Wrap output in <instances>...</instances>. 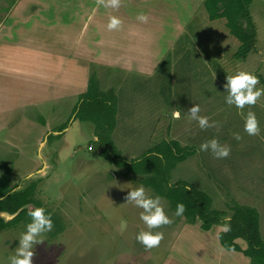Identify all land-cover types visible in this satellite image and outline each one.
I'll return each instance as SVG.
<instances>
[{
  "label": "rangeland",
  "instance_id": "rangeland-1",
  "mask_svg": "<svg viewBox=\"0 0 264 264\" xmlns=\"http://www.w3.org/2000/svg\"><path fill=\"white\" fill-rule=\"evenodd\" d=\"M21 1L29 2L0 0V24L6 27L15 21L8 34L37 33L47 38L48 47H59L58 32L33 27L32 19L39 22L38 17L29 16L22 22L10 15ZM35 1L45 4L37 15L47 27L55 12L68 19L73 6L84 0ZM122 1L116 16L136 15L138 4L134 2L138 1ZM167 1L172 4L157 12L187 18L182 28L165 25L163 33L147 40L143 49L135 35L122 40L116 36L105 44L119 56L137 57L140 63L131 65L142 69L94 63L90 73L102 95L97 103L91 102L90 119L78 118L77 96L44 103L37 113L28 107L14 109L0 119V126L5 123L0 128V168H11L9 185L15 189L37 180L33 197L54 221L52 231L43 235L44 242L34 246L33 264H248L240 252L218 244L216 234L222 225L202 231L197 221L187 224L183 216H176L162 197L172 223L153 230L162 231L164 238L158 247L146 250L136 240L139 232L148 230L140 220L142 209L125 200L129 191L142 185L141 177L124 174L123 167L101 156L95 133L108 134L113 153L123 161L140 157L160 141H177L191 153L170 170L169 184L183 180L202 190L211 198L212 208L226 213L224 220L233 204L254 208L264 243V96L255 106L241 110L225 103L224 88L226 76L239 71L257 76V88H264V0H251L248 5L255 36L253 48L243 58L233 55L238 42L228 34L222 19H207L203 0L197 1L199 7L194 11H188L187 0ZM165 20L171 22L170 17ZM21 84L1 80L0 95H13ZM194 105H199L201 116L218 121L219 129L201 130L196 121H190L187 110ZM110 109L114 126L105 130ZM174 110L180 112V119H173ZM248 111L255 112L259 121L257 136L244 132ZM22 115L36 125L23 122ZM234 133L242 139H234ZM213 138L230 147L228 158L216 159L211 152L200 151V145ZM11 217L0 212L3 221ZM25 231L23 222L0 228V264H9ZM236 242L245 247L242 240Z\"/></svg>",
  "mask_w": 264,
  "mask_h": 264
},
{
  "label": "crops",
  "instance_id": "crops-1",
  "mask_svg": "<svg viewBox=\"0 0 264 264\" xmlns=\"http://www.w3.org/2000/svg\"><path fill=\"white\" fill-rule=\"evenodd\" d=\"M137 1L134 2L138 4L136 15L121 18L124 28L112 32L106 27L108 16H116L117 10L106 9L99 5L97 0L79 1L73 6L68 19L60 17L59 13L55 12L54 21L47 27L42 16L39 17L45 4H38L35 0L15 3L10 10L12 17L20 18L22 22H27L29 16L38 17L39 22L37 19H32L33 27L38 30L58 32L61 44L57 48L53 45L48 47L44 43L47 38L37 33L16 34L14 37V34L10 35L8 31H13L10 26L15 21L12 24L6 23V27L0 24V81L22 83L13 95H0V119L5 118L6 114L14 109L18 112L19 109L28 107L37 113L44 109L40 107L44 103L53 104L57 99L78 97L86 88L90 68L94 63H114L117 66L128 68L131 66L141 70L142 66L131 65L140 63L137 57L119 56L118 52L107 50L109 46L105 44L113 41L116 36L122 40L125 35L128 37L135 35L141 39V49H143L147 40L159 37L163 33L165 25L173 23L178 30L183 27L187 18L157 12V9H163L167 3L172 4L167 0ZM197 1L200 0H187L188 11H194L193 8L199 7ZM140 12L148 15V23L142 24L136 20ZM169 17L171 22L165 20ZM222 21L224 22L223 19ZM19 32L20 29L16 31ZM135 59H137L136 63L133 62ZM47 110L50 111V108ZM32 118H35V115ZM21 120L29 125H36L31 121V117L22 115ZM4 126L5 123L0 128Z\"/></svg>",
  "mask_w": 264,
  "mask_h": 264
},
{
  "label": "trees",
  "instance_id": "trees-1",
  "mask_svg": "<svg viewBox=\"0 0 264 264\" xmlns=\"http://www.w3.org/2000/svg\"><path fill=\"white\" fill-rule=\"evenodd\" d=\"M251 0H203L202 7L207 19H223V25L228 34L235 38L238 46L233 55L243 58L253 47L255 29L248 15V5ZM95 79L90 73L84 92L78 95L80 109L79 119L89 118L91 102L97 103L102 95L97 91ZM94 113V112H92ZM113 109L108 112L110 120L104 124L105 130H112L114 122ZM108 120V119H107ZM101 130V129H99ZM95 141L99 142L101 156L108 158L119 167H123L124 174H134L140 178L144 187H149L156 196L166 199L170 208L176 211V205L183 203L186 211L182 215L185 223L198 222L202 231H208L214 225H222L223 229L217 232V242L225 250L240 252L247 257L248 264H264V243L258 231V214L254 208L246 205L233 204L230 206L228 219L223 210L211 207V198L202 190L188 185L183 180H176L169 184V172L175 163L183 160L191 152L182 149L175 140L160 141L147 149L140 157L123 161L114 152L108 134L95 133ZM10 167L0 168V212L12 215L3 221L0 218V228L13 227L23 222L27 225L31 218L26 205L38 207L39 203L33 197L37 180L30 181L20 189L9 185ZM191 190L187 191L186 188ZM54 222V221H53ZM225 226L230 230L225 231ZM242 240L245 247L241 248L236 240Z\"/></svg>",
  "mask_w": 264,
  "mask_h": 264
},
{
  "label": "clouds",
  "instance_id": "clouds-1",
  "mask_svg": "<svg viewBox=\"0 0 264 264\" xmlns=\"http://www.w3.org/2000/svg\"><path fill=\"white\" fill-rule=\"evenodd\" d=\"M97 3L106 9L118 10L122 6V0H97ZM139 23L146 24L149 17L144 12H140L136 16ZM107 30L120 31L123 27V21L115 15H110L107 23ZM260 83L259 78L252 73L239 71L234 75L226 76V84L224 85L227 96L225 103L229 106H235L237 109H244L246 106L253 107L258 100L264 96V88H257ZM199 105H194L187 110L188 119L196 121L201 130L209 128L219 129L218 121H210L209 117L200 115ZM180 112L174 110L172 113L173 119H180ZM244 132L249 136H257L260 134L259 121L255 112L248 111L244 124ZM233 138L241 140L240 133H234ZM200 151L211 152L216 159H226L230 155L231 149L228 145L221 144L218 139H211L203 142L200 145ZM187 191L191 188L187 187ZM149 190L141 185L138 188L128 192L125 197L127 203H132L136 207L142 209L140 220L146 225L147 231H141L137 234L136 240L144 246L146 250H151L158 247L164 238L162 231H153L161 229L172 223V220L166 214L160 196H151ZM186 211L183 203L176 205V216H182ZM28 216L31 218L26 225V231L20 235L18 247L15 254L9 258V264H33L35 255L34 246L44 242L43 235L51 232L54 224L51 215L46 214L42 207H31L28 211ZM230 229L225 226V231Z\"/></svg>",
  "mask_w": 264,
  "mask_h": 264
}]
</instances>
